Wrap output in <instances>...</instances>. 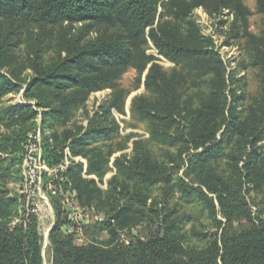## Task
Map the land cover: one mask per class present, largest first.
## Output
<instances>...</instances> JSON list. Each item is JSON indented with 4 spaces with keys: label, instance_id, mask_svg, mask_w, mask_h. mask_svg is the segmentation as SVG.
Masks as SVG:
<instances>
[{
    "label": "trees",
    "instance_id": "obj_1",
    "mask_svg": "<svg viewBox=\"0 0 264 264\" xmlns=\"http://www.w3.org/2000/svg\"><path fill=\"white\" fill-rule=\"evenodd\" d=\"M162 1L0 0V69L8 70L11 75L0 72V101L20 87L14 80L27 82L25 96L38 108L47 110L42 113V128L50 121L65 124L72 107L84 101L90 89L99 90L114 84L128 67L145 72L151 63L144 48L148 30V36L165 57L190 61V72L201 80L194 82V87L208 85V92L203 93L198 104L185 101L181 90L188 82L187 78L178 73L168 75L159 67L152 66L147 87L155 88L162 98L158 104L137 98L133 108L142 119L151 120L155 139L165 137L176 144L181 161L185 155L192 156L188 171L216 198L226 219L222 232L214 235L199 251L186 250L168 232L148 240L135 238L129 243L121 240L118 231L133 225L134 216L139 212L134 210L138 200H142L139 188L163 184L165 200L174 192L171 167L154 159L143 142H135L129 174H134L131 177L138 183L131 185L129 180L121 182L115 177L111 180V197L107 201L102 199L104 203L98 200L99 206L107 209L106 225L111 239L102 246L74 245L71 236H60L61 212L57 210V225L50 234L52 264H264V220L253 217L244 200L245 194H259L264 189V155L258 148L264 140V36L259 39L250 36L254 64L260 70V94L239 110L237 106L243 94L237 95L232 87L233 80L227 75L225 63L211 46L213 41L204 37L190 21L193 10L206 7L208 0ZM256 1L264 15V0ZM211 2L218 13L225 9L236 11L235 38L248 33L247 12L242 8L241 0ZM161 5L164 11L156 23ZM78 23L82 24V29L73 32L72 26ZM238 24L243 26L240 33ZM32 26L41 29L39 49L40 46H53L56 57L44 64L40 54L35 56L29 61L28 67L33 75L27 80L9 68L12 63L10 52L26 27ZM93 27H103V32L87 39V29ZM4 33L7 34L3 37ZM66 92L69 93L67 96L64 95ZM117 95L121 100V92ZM36 116L37 112L30 104L0 109V119L16 117L18 121H32ZM32 129L18 131L6 138L0 143V151L10 148L16 157L14 162H21L22 143ZM114 132L112 129L91 128L80 138H75L77 133L66 131L63 137L55 133L52 143L45 139L44 158L49 165L59 162L62 156L59 149L71 141L74 155L89 156L90 173L102 174L104 165L114 152L113 147L88 149L85 137L96 133L113 136ZM220 136L222 139L219 141ZM226 145L230 146L228 153L223 148ZM199 150L202 151L196 153ZM224 158L228 159L229 169L221 168ZM71 170L74 169L69 172ZM75 175L71 178L81 198L95 202V196L102 193L92 187L91 181ZM195 192L185 190L186 195ZM124 194L130 197L121 206L119 196ZM198 194L209 204L215 216L212 199L204 192ZM140 202L146 206V200ZM4 209L0 211V264H43V250L34 227L28 226L24 230L22 225H17L10 228L11 213ZM113 220L117 221L118 228L113 225ZM242 220L248 227L230 234L228 229L232 223ZM223 225L218 221V229Z\"/></svg>",
    "mask_w": 264,
    "mask_h": 264
},
{
    "label": "rangeland",
    "instance_id": "obj_2",
    "mask_svg": "<svg viewBox=\"0 0 264 264\" xmlns=\"http://www.w3.org/2000/svg\"><path fill=\"white\" fill-rule=\"evenodd\" d=\"M169 1L163 0L162 3ZM241 6L247 12L246 18L249 28L247 34L242 33L238 38H235L233 34V25L238 20L236 11L233 9H225L218 13L211 0H208L207 6L195 8L190 18V21L199 28L202 35L213 41L211 46L225 63L227 75L233 80L232 87L236 89V94H243V99L240 100L238 106L236 105L239 110L243 104L248 105L252 98L260 94V70L254 64L253 45L250 36L257 39L264 36V15L259 11L257 1L241 0ZM163 11L164 7L161 5L156 23L159 22ZM237 28L240 33L243 26L238 24ZM80 29H82V24L78 23L72 26L71 30L77 32ZM87 30L88 36L86 38L91 39L103 32V27H93ZM40 33V28L26 27L25 33L14 42L15 46L10 52L12 63L9 68L18 71L22 79L28 80L32 77L33 73L28 65L35 56L40 54L44 64L52 62L56 57L53 46H40L39 49L37 44L40 41L38 38ZM148 33L149 30L147 31V44L144 48L151 59V63L147 70L140 72L134 67H128L114 84L105 85L99 90L90 89L86 99L72 107L65 124L50 121L42 128V113L47 110L38 108L34 101L25 96L28 87L27 82L18 83L14 80V83L19 84L20 87L1 98L0 109L30 104L37 112V116L32 121H18L16 117L0 119V143L18 131L30 127L33 129L27 135L34 129H41L44 145L46 138L47 143H52L55 133L63 137L67 131L77 133L75 138H80L91 128L115 130L113 136L96 133L85 137L88 149L113 147L111 149L114 152L104 165L102 174L90 173L89 156L86 154L74 155L70 148L71 141L59 149V153L62 155L60 161L49 166L65 165L66 160H68V170L65 173L67 180L60 183L56 180V175L53 174L44 177L41 194L46 196L50 207L38 196L27 201V196L22 194L21 186L22 160L15 163L16 157L10 148H2L0 151V207H2L0 211L6 208L11 213L10 228H15L17 225H22L24 230L28 226L34 227L43 250V264H52L53 261L50 234L57 225V210L61 212L59 218L61 223L60 236L63 238L71 236L74 245L95 244L102 246L111 239L106 225L108 221L107 209L101 208L98 200L103 202L102 199L106 200L111 197L113 193L111 180L115 177L120 178L121 182L127 179L131 185L138 183L131 177L134 174H129L135 142H143L145 147L151 151L154 159L167 163L171 167L174 192L168 200H165V185L163 184L154 188H139L142 200H146V206L139 204L142 200H138L139 203L134 207V210L139 211L134 216L135 223L118 231L123 242L129 243L135 238L148 240L163 236L164 233L168 232L178 239L186 250L199 251L208 245L209 240L214 238V235L220 234L226 224V219L216 198L189 173L188 169L192 156L185 155L181 161L176 150V144L165 137L155 139L154 134H152L151 120L149 118L142 119L133 108V103L137 98H145L154 104H158L162 98L161 93L155 88L147 87V79L152 66L159 67L168 75L178 73L187 78L186 85L183 88L182 86L179 87V90L182 88L181 93L185 101L191 100L198 104L203 93L208 92V85L203 84L200 88L194 87V82L201 80L198 79L197 75L190 72V61L181 62L165 57L150 39ZM6 34L4 33L3 37ZM0 72L7 76L10 75L9 71L5 69H0ZM119 92H121V100L117 98ZM68 94L66 92L64 95L67 96ZM114 101L115 105H113ZM221 139L220 136L219 141ZM223 148L226 153L230 151V146L226 145ZM258 148L264 155V140ZM202 150L196 151V153ZM191 153L194 152L191 151ZM227 162L228 159L225 158L221 161L222 169H229ZM71 168L74 170L69 172ZM74 173H76L75 176H79L83 180L91 181L92 187L102 193L95 196V202H88L81 198L80 192L71 178ZM68 187L72 196L67 202L60 190H65ZM187 189L196 192L192 195H186L185 190ZM200 192H204L212 199L216 210L215 216L209 204L199 196L198 193ZM129 197L126 194L119 196L120 205H125ZM244 200L248 204L252 216L264 220V189L259 194H245ZM15 202L16 205H14ZM110 202H113V199H110ZM218 221L224 223L221 229H218ZM113 225L118 228L116 220H113ZM247 227L246 221H237L232 223L228 231L232 234Z\"/></svg>",
    "mask_w": 264,
    "mask_h": 264
},
{
    "label": "built area",
    "instance_id": "obj_3",
    "mask_svg": "<svg viewBox=\"0 0 264 264\" xmlns=\"http://www.w3.org/2000/svg\"><path fill=\"white\" fill-rule=\"evenodd\" d=\"M44 143L40 128L30 132L22 143V162H21V186L22 194L28 199L39 197L48 203L46 196L42 195V181L47 175H56V180L60 183L66 182V172L69 161L65 165L50 167L44 158ZM61 194L67 199L72 196L71 190L66 188L60 190ZM49 207L50 204L48 203ZM51 209V208H50Z\"/></svg>",
    "mask_w": 264,
    "mask_h": 264
}]
</instances>
